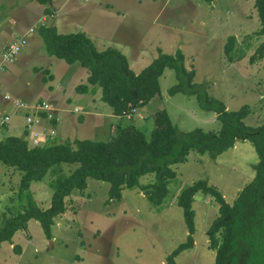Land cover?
<instances>
[{"label": "rangeland", "instance_id": "374dc122", "mask_svg": "<svg viewBox=\"0 0 264 264\" xmlns=\"http://www.w3.org/2000/svg\"><path fill=\"white\" fill-rule=\"evenodd\" d=\"M254 2L54 0L49 7L48 2L44 6L36 0H3L0 20H11L16 6L22 7L19 11L24 17L14 19L21 25L7 42L26 34L31 26L39 30L44 24L54 27L57 34L83 33L97 51L118 50L135 74L157 58L159 50L168 55L180 51L184 67L194 71L193 83L203 85L207 96L221 102L228 111L247 107L250 112L244 123L255 128L264 121V58L255 56L264 37L258 34L260 24ZM62 4L64 14L54 12ZM49 9L53 19L42 23V14ZM33 33L27 32V44L14 63L0 69V114L7 113L11 118L7 127H0V140L24 137L33 146L36 134L37 145L41 146H48L52 139L66 144L75 139L106 141L111 133L127 126L136 127L149 140V115L158 109L166 110L179 132L197 128L217 131L216 113L203 110L195 96L168 94L177 84L175 72L170 69L158 79L160 93L148 104L131 111V115L113 116L101 101L100 91L96 94L98 87L85 94L92 89L86 82L88 73L77 64L48 56L42 40L38 44L29 40L28 44ZM8 36V32H2L0 40ZM231 39L234 43L229 57L225 46ZM6 68L13 73L7 76ZM80 85H87L84 93L77 90ZM4 95L22 101L26 108H15L4 99L2 106ZM41 102L52 107V115L57 112L59 134L49 128L52 125H43L45 117L37 110ZM27 116L39 121L31 130L25 126ZM257 162L249 141L237 142L215 160L190 152L184 163L170 167L176 176L168 183L169 193L160 208L153 207L141 190L152 183L154 174L139 178L133 190L122 188L120 199L111 201L108 184L89 179L85 190L66 198V210L54 219L51 239L31 220L24 230L15 233L11 243L0 245V264H168V256L187 236L182 210L176 204L180 192L194 182L205 181L232 204L252 180ZM76 167L61 164L51 168L42 181L33 182L20 194L23 173L0 163V228L5 218L24 210L28 195L45 210L50 204L53 179L69 175ZM218 208L212 197L201 192L194 196L193 247L177 255L174 264H215V250L209 249L206 232L218 216ZM16 247L20 254L15 252Z\"/></svg>", "mask_w": 264, "mask_h": 264}, {"label": "trees", "instance_id": "16d2710c", "mask_svg": "<svg viewBox=\"0 0 264 264\" xmlns=\"http://www.w3.org/2000/svg\"><path fill=\"white\" fill-rule=\"evenodd\" d=\"M37 1L46 4L49 0ZM254 8L260 24L258 34L264 37V0H255ZM39 35L48 56L66 64H77L88 72L87 85L100 89V99L109 106L113 116L131 115V111L148 104L160 93L158 79L170 69L175 72L177 84L168 90V94L195 96L203 110L216 113L219 125L217 131L197 128L179 132L166 110L158 109L149 115L152 120L149 140L133 126L111 133L106 141L75 139L66 144L55 143L52 139L48 146H30L24 137L10 136L0 140V163L23 173L20 194L28 191L33 182L42 181L51 168L61 164L77 165L69 175L53 179L50 204L45 210L27 194L24 210L4 219L0 245L11 243L15 233L24 230L31 220L40 225L48 240L51 239V227L54 219L64 214L66 198L85 190L89 179L107 183L108 201H111L120 199L122 188L133 190L139 178L154 174L152 183L142 186L141 190L153 207L160 208L169 193L168 183L176 176L171 166L184 163L190 152L215 160L237 142L249 141L258 162L253 166L252 180L232 204L226 203L222 194L205 181L194 182L180 192L176 204L182 210L187 236L167 261L174 264L177 255L193 247L195 215L192 203L194 196L201 192L219 205L218 216L206 232L209 249L215 250V264H264V121L255 128L247 126L244 123L250 112L247 107L228 111L221 102L209 98L203 85L193 83L194 71L184 67L180 51L168 55L159 50L157 58L135 74L118 50L97 51L83 33L57 34L54 27H42ZM233 43L231 39L225 46L229 57ZM255 56L264 58V41ZM254 60V56L250 58L251 63ZM87 85L76 88L84 93ZM41 115L45 117L44 113ZM50 121L52 125L57 122L56 118ZM15 252L20 254L17 247Z\"/></svg>", "mask_w": 264, "mask_h": 264}, {"label": "built area", "instance_id": "2783aa9c", "mask_svg": "<svg viewBox=\"0 0 264 264\" xmlns=\"http://www.w3.org/2000/svg\"><path fill=\"white\" fill-rule=\"evenodd\" d=\"M27 44L26 39L21 36V37H16L12 41L8 42L2 49L1 51V64H0V69H4L2 65H11L14 63V61L17 59V57L21 54L23 51V48ZM6 102H11L15 108L18 109H25L26 105L17 99H13V97L9 95H4L3 98ZM38 111H43L45 113V119L50 121L55 118L54 114L52 115V107L46 103V102H41L37 106ZM11 118L7 113H1L0 114V127H6V125L10 122ZM38 120L35 119L32 116H27L25 118V126L27 130H31L35 125L38 124ZM51 136V135H50ZM52 137V136H51ZM33 146H38V140H37V135L34 134L33 138Z\"/></svg>", "mask_w": 264, "mask_h": 264}, {"label": "crops", "instance_id": "0c3cea01", "mask_svg": "<svg viewBox=\"0 0 264 264\" xmlns=\"http://www.w3.org/2000/svg\"><path fill=\"white\" fill-rule=\"evenodd\" d=\"M0 1H3V0H0ZM37 1V0H36ZM105 1V0H104ZM38 2V1H37ZM54 2V0H49L48 1V6L50 7V5H52V3ZM101 1H99L98 3H100ZM103 2V1H102ZM97 3V4H98ZM41 5H44V6H46V4H43V3H40ZM17 7V9L15 10V11H13V12H11V15H12V18H11V20H9L8 19V17H6V19H1L0 20V34H2V32L3 33H7L8 32V34H9V36H8V38H6V40L4 41V37H2V39L0 40V46L2 47V49H3V47H4V45L5 44H7L8 42V40H10V38H11V36H13L14 34H15V32H14V29H18V27L21 25V22H19V21H15V20H20L21 19V16H23L24 17V15L22 14V13H20V12H22V11H19V9H22V7H18V6H16ZM24 9V8H23ZM62 9H65V6L62 4L61 6H60V10H58V11H56V10H54V12H61V14H64L63 12H62ZM52 12L53 11H51V9H49L48 11H46L44 14H42V18H41V21H42V23H45V22H47L48 21V19H53V17H52ZM48 15H51V16H48ZM11 17V16H10ZM15 19V20H14ZM55 22H53V24H54ZM43 26V25H42ZM43 27H46V25L44 24V26ZM50 27H52V26H50ZM16 29V30H17ZM2 31V32H1ZM24 31V30H23ZM27 32L28 33H33V35L31 36L30 35V38H28V44H29V40H34L33 42H36L37 44L42 40L41 39V37H40V35H39V30H37L35 27L33 28V26H31L30 28H28V30L26 31V34H27ZM26 34H23L22 36L23 37H25L26 38ZM7 35V34H6ZM5 35V36H6ZM15 36V35H14ZM15 39V38H14ZM12 41V40H11ZM1 49V50H2ZM83 69V68H82ZM84 70V72L86 71L85 69H83ZM6 73H8V74H6L7 76L10 74V73H13V71L11 72L8 68H6ZM87 72V71H86ZM88 73V72H87ZM85 74V73H84ZM10 78V77H9ZM85 78H87V75H86V77ZM4 79H7L6 77L4 78ZM1 83V82H0ZM92 88V89H91ZM93 88L94 87H91L90 86V91H88V92H86L85 94H87V93H91L92 91H93ZM100 90H96V94L99 92ZM97 95H99V93L97 94ZM101 95V94H100ZM82 96H86V95H82ZM2 102L3 103H5L4 101H3V98H1V105H2ZM39 105V104H38ZM2 106H5V105H2ZM38 113H40V112H38ZM57 113V112H56ZM56 113H55V116H56ZM42 114V113H41ZM25 115H26V112H25V114H24V117H25ZM44 118V117H43ZM122 118V117H121ZM56 120H57V122H58V116L56 117ZM42 122H43V125L46 127H49V125H52L51 123H49L47 120H42ZM41 123V122H40ZM7 127V126H6ZM51 127H53V128H51ZM51 127H49L50 129H53V130H55V132L57 131L58 132V134H59V130L57 129V123L55 124V125H52ZM6 129V128H5ZM24 132H25V134L26 133H28L27 131H26V129L24 128ZM51 137V136H50ZM52 138V137H51ZM50 142L51 141H53V140H49Z\"/></svg>", "mask_w": 264, "mask_h": 264}]
</instances>
